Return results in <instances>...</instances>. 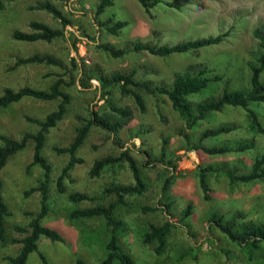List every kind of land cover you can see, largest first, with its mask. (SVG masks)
Returning <instances> with one entry per match:
<instances>
[{
    "label": "rangeland",
    "instance_id": "obj_1",
    "mask_svg": "<svg viewBox=\"0 0 264 264\" xmlns=\"http://www.w3.org/2000/svg\"><path fill=\"white\" fill-rule=\"evenodd\" d=\"M39 0H12L4 3L0 10V93L4 88L18 89L30 87L43 90L54 79L49 74H61L55 67L26 65L11 70L16 57H26L32 53H48L56 56L67 65L74 81L63 86V92L69 94L71 101L66 108L64 118L45 135L43 157L51 166L48 184V213L41 225L56 230L63 242H50L44 237L37 241V250L49 264H75L76 260L84 264H97L105 255L103 245L107 230L99 217L69 220L67 213L72 209H82L94 205L106 204L108 198L100 197L101 188L109 183H130V177L124 164L107 167L97 178H89L87 170L92 160L106 155L115 156L121 150L128 149L139 165L141 176L147 186L141 196L126 197V205L118 207L114 216L124 224L123 234L117 237L120 247L131 257L135 264H264V250L260 245L249 254L236 247L207 222L211 213L222 215L224 220L232 213H241L243 221L264 223V179L248 183L229 184L224 176L208 175L209 201H203L197 186L195 168L209 163L234 165L239 172L246 173L255 153L264 151V135L250 128L246 112L240 108L225 107L220 112L210 113L206 119L197 122L192 128H185V118L174 112L163 97L144 96L145 111L139 113L128 99H120L114 89L109 97L120 106H128L132 119L118 133L115 139L98 129H91L77 155L83 163L70 171L71 182L64 181L65 194H57L54 180L67 161L66 155H55L54 147L67 146L77 125L76 117H86L90 110L102 112L104 99L94 79L88 86H79L81 71L97 67L104 72L124 71L132 66L146 65L156 73L152 80H169L175 72L184 67L203 64L214 73L228 80L227 89H246L249 77L246 63L257 52V40L253 30L264 34V0H164L180 5L178 10L158 5L149 10V16L134 0H116L112 7L101 15L95 16L94 8L98 0H50L69 20V25L61 27L42 11L28 10ZM111 19L112 22H124L117 35H109L99 27L100 22ZM36 21L57 29L61 36L49 43H26L11 38L15 30L30 32L27 25ZM226 33L217 45L202 48L184 54L158 58L146 52L128 53L113 59L102 53L100 43H110L116 47L126 41L137 40L155 45H170L180 41H190L214 37ZM76 67L72 68L69 59ZM68 83V75H64ZM84 80V79H83ZM264 81V71L260 74ZM222 83L209 86L206 90L188 100L215 97L222 90ZM57 100L37 101L21 99L5 109H0V135L18 139L23 133H35L37 127L24 121V116L43 119L51 112ZM249 109L257 115L264 127V102L252 103ZM162 116V117H160ZM230 124L236 128L227 135L207 139L208 146L231 143L239 140H252L254 149L242 153H229L224 156H206L199 152H185L186 143L176 133L178 130L188 134L192 141L204 128ZM148 129V132H144ZM136 136V137H135ZM165 142L162 145V142ZM91 146L95 149L92 150ZM121 146V148H120ZM161 146L164 159L161 163L142 164L158 157ZM32 143L9 157L0 171L2 197L10 216L4 219V238L0 241V264H6L5 256H12L19 248L11 240H20L26 234L17 233L14 227L25 228L29 221L22 212H36L39 196L36 192L24 197L22 193L37 185L41 172L37 167L27 165L30 162ZM179 156V160L174 157ZM171 161V163H168ZM166 187L162 190L163 186ZM80 192L93 196L92 201L71 204L66 197L71 192ZM187 204L191 205V214L182 217ZM165 205H168L167 211ZM151 207L154 211L143 213L142 207ZM171 224L163 253L156 256L152 244H144L141 234L147 224ZM198 250L196 259L190 253ZM220 250L225 251L226 255ZM187 252L183 258L181 253ZM26 264H40L35 253L27 256ZM116 264V263H113Z\"/></svg>",
    "mask_w": 264,
    "mask_h": 264
},
{
    "label": "trees",
    "instance_id": "obj_2",
    "mask_svg": "<svg viewBox=\"0 0 264 264\" xmlns=\"http://www.w3.org/2000/svg\"><path fill=\"white\" fill-rule=\"evenodd\" d=\"M12 0H0V10L4 3ZM116 0H98L94 8L95 16L101 15L106 9L112 7ZM149 16V10L158 5H163L175 10L180 5L175 2H167L164 0H134ZM28 10L42 11L49 15L51 19L57 21L61 27L69 25V20L60 12V10L50 0L36 1L32 6H28ZM123 22H112L111 19L100 22L99 27L109 35H117L118 29L123 27ZM30 32L13 31L11 38L16 41L26 43L44 42L49 43L61 36V32L52 29L49 26L31 21L27 25ZM252 36L257 40V52L251 61L246 63L249 73L247 88L228 90V80L223 79L221 75L208 69L203 64H195L184 67L180 72H175L169 80L158 79L152 80L156 73L151 67L146 65L132 66L126 72L112 71L104 72L97 67L88 68L87 71H81V80L79 86H88V81L94 79L101 91V99H104V109L101 113L90 110L86 117L77 116V125L73 129V136L70 143L65 147H54L52 150L55 155H66L67 161L60 169L54 180V190L57 194H65L66 189L64 181L71 182L70 171L74 166L83 163V159L77 155L78 149L82 146L91 129L95 128L99 131L111 136L118 144V133L125 128L132 119V111L128 106H120L113 102L109 97V90L114 89L120 99H128L139 112L145 111L144 96L163 97L170 105V108L185 118V128H192L197 122L207 118L210 113L220 112L225 107L240 108L246 112L250 128L260 135H264V127L258 121L257 115L253 110L249 109L252 103L264 102V81L260 80V74L264 71V34L258 30L252 31ZM226 33L214 37L200 38L190 41H180L170 45H155L143 43L141 41H126L121 46L116 47L110 43H100L97 48L110 58L118 59L128 53L146 52L149 55L165 58L171 55L184 54L200 50L205 47L219 44ZM72 68L76 67L74 60L69 59ZM26 65H42L44 67H55L63 73L49 74L54 79L46 86L45 89L39 90L30 87H21L18 89L4 88L0 93V109H5L13 103L21 99H33L37 101L47 102L57 100L55 108L46 114L43 119H36L24 116V121L34 124L37 127L35 133H23L18 139H13L4 135H0V171L4 167L7 159L15 153L21 151L27 142L32 143V153L27 169L37 167L40 179L35 187L24 191L22 195L27 197L29 194L36 192L39 196L36 212L24 211L22 215L28 217L29 221L25 228L15 226L13 229L17 233H25L26 235L20 240H11L12 243L19 245L18 250L12 256H5L3 260L6 264H26L27 256L35 253L40 264H49L46 257L37 249V241L40 237H44L50 242H63L60 234L51 228L41 225V220L48 213V184L51 166L42 155L44 147L45 135L51 128H54L60 122L66 113V108L70 104L71 98L69 94L62 91L63 86L71 85L74 81L72 72L62 60L48 53H32L26 57H16L11 66V70ZM64 75H68L69 82H64ZM84 79V80H83ZM222 83V90L215 97H208L197 102L188 100L189 96L197 95L206 90L209 86ZM162 117V116H160ZM234 125L219 124L217 126L204 128L195 138L190 141L188 134L178 130L176 133L186 143L185 152L194 151L206 156H224L229 153H242L254 149L252 140H239L235 142L222 143L219 145L208 146L204 142L209 138L227 135L235 130ZM146 129L144 132H148ZM136 137V136H135ZM164 141L162 145H164ZM159 151V155L154 160H149L148 154L143 152L148 159L142 164L147 167L152 163H161L164 159V151ZM121 148V146H120ZM94 150L95 147L91 146ZM179 160V156L174 157ZM151 161V162H150ZM168 163H171L169 161ZM124 164L130 177V183H109L104 185L100 190V197L108 198L106 204L94 205L82 209H72L67 213L69 220L90 219L99 217L103 220L107 230V238L103 245L105 252L104 257L97 264H135L131 257L120 247L117 237L123 234L124 224L114 216V211L118 207L126 205L125 198L131 196H141L147 186L141 176L139 165L131 156L128 149L121 150L117 155H106L92 160L87 170L89 178H97L101 171L107 167ZM208 175L224 176L229 184L248 183L254 180L264 179V151L255 153L250 167L246 173L239 172L234 165L226 163H209L204 166L195 168V177L198 189L201 193L203 201H209V188L207 185ZM162 190L165 189L166 184ZM71 204H79L84 201H92L93 196H89L80 192H71L66 197ZM168 205H165L167 211ZM143 213L154 211L151 207H142ZM191 214V205L187 204L182 211V217L185 218ZM10 216V212L2 197V183L0 181V241L4 238L3 222L5 218ZM207 222L214 227L229 242L233 243L239 249L246 251L248 254L256 250L260 245L264 250V223L256 221H243L241 213H232L230 218L224 220L222 215L211 213L207 216ZM171 224L163 222L160 225L147 224L145 231L141 234V241L144 244L153 245V253L160 256L166 245ZM226 255L225 251L220 250ZM198 250L190 253L193 260L196 259ZM187 252L181 253L179 258H183ZM75 264H84L79 260Z\"/></svg>",
    "mask_w": 264,
    "mask_h": 264
}]
</instances>
